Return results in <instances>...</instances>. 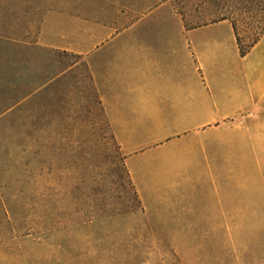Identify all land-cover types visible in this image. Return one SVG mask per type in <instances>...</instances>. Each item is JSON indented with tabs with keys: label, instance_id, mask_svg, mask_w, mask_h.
<instances>
[{
	"label": "rangeland",
	"instance_id": "rangeland-1",
	"mask_svg": "<svg viewBox=\"0 0 264 264\" xmlns=\"http://www.w3.org/2000/svg\"><path fill=\"white\" fill-rule=\"evenodd\" d=\"M254 6L0 0V264H190L189 245L174 244L173 228L148 220L141 198L188 186L179 177L204 154L200 128L134 132L152 146L125 154L95 77L124 54L116 45L148 38L127 29L165 33L223 22L233 34L235 25L245 48L264 28ZM99 44L112 48L95 50Z\"/></svg>",
	"mask_w": 264,
	"mask_h": 264
},
{
	"label": "crops",
	"instance_id": "crops-1",
	"mask_svg": "<svg viewBox=\"0 0 264 264\" xmlns=\"http://www.w3.org/2000/svg\"><path fill=\"white\" fill-rule=\"evenodd\" d=\"M223 24L127 29L148 38L116 45L124 54L95 85L125 154L152 146L134 132L200 128L204 137V154L191 157L187 177H179L188 186L142 195V214L173 228L172 242L189 245L190 264H264V33L241 56ZM105 48L112 47L95 50Z\"/></svg>",
	"mask_w": 264,
	"mask_h": 264
},
{
	"label": "trees",
	"instance_id": "trees-1",
	"mask_svg": "<svg viewBox=\"0 0 264 264\" xmlns=\"http://www.w3.org/2000/svg\"><path fill=\"white\" fill-rule=\"evenodd\" d=\"M255 2H252V0H242V5H243V10L245 11H250L251 12V8L252 6H256L257 9L255 10H258L260 13H264V0H254ZM255 3V4H254ZM254 6V7H255ZM228 17H223V19H226ZM233 30H234V35H235V39H236V44H237V47H238V51H239V54L241 56H244L247 52H249V50L251 49V47L255 44V42L257 41V39L259 38V36L264 33V28L261 30V32H259V34L253 38L250 43L245 47L243 48L240 44V40H239V37H238V34H237V31H236V27L235 25H233Z\"/></svg>",
	"mask_w": 264,
	"mask_h": 264
}]
</instances>
